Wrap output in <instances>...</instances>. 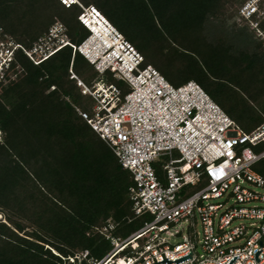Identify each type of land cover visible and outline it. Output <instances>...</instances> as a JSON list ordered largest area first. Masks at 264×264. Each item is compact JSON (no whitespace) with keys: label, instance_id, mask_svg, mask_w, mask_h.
<instances>
[{"label":"trees","instance_id":"obj_1","mask_svg":"<svg viewBox=\"0 0 264 264\" xmlns=\"http://www.w3.org/2000/svg\"><path fill=\"white\" fill-rule=\"evenodd\" d=\"M80 1L101 12L143 55L144 66L174 87L198 83L245 133L264 124V44L245 22L230 24L243 23L236 5L246 0ZM82 12L61 0H0V27L25 49L58 20L72 44L39 65L17 51L13 77L1 84L0 264H63L53 251L100 255L101 244L110 243L96 229L146 223L133 213L132 174L76 111L91 104L70 69L83 81L94 70L73 48L90 37L78 20ZM90 24L113 45L102 25ZM262 145L254 148L258 154ZM258 164L264 177V158Z\"/></svg>","mask_w":264,"mask_h":264},{"label":"built area","instance_id":"obj_2","mask_svg":"<svg viewBox=\"0 0 264 264\" xmlns=\"http://www.w3.org/2000/svg\"><path fill=\"white\" fill-rule=\"evenodd\" d=\"M61 2L67 8L77 2L83 10L78 20L91 28L74 50L99 76L124 84L122 89L101 79L89 86L71 67V80L92 101L88 110L76 111L132 174L134 216L152 220L125 239L112 236L114 223L96 229L112 247L101 259L89 250L53 253L63 264H264V177L253 170L264 158L254 151L264 142V124L245 133L198 83L174 87L144 66L143 55L97 9L80 0ZM238 15L264 41V0H246ZM90 16L105 22L113 44L96 58L82 51L96 36ZM5 38L0 27V89L13 77L17 51L39 65L72 46L63 25L31 50ZM163 158L168 162L161 167Z\"/></svg>","mask_w":264,"mask_h":264},{"label":"rangeland","instance_id":"obj_3","mask_svg":"<svg viewBox=\"0 0 264 264\" xmlns=\"http://www.w3.org/2000/svg\"><path fill=\"white\" fill-rule=\"evenodd\" d=\"M237 6V8L239 7V5H236ZM91 17V16H90ZM92 18V17H91ZM97 21H95V24L96 25H98V26H101L102 24H100V23H98ZM235 23H237V24H240V25H244L245 23L243 22H241V21H238L237 19H233V20H231L230 21V24L231 25H233V24H235ZM90 24V23H89ZM57 25H63L64 26V28L66 29V33H67V35H68V30H67V27L61 22V21H57L52 27H51V29L49 30V32L47 33V34H45L38 42H37V44H35L34 45V47H36V46H38V44H41V43H46V42H49V36H50V33L51 32H54V28L57 26ZM245 26V25H244ZM247 27H248V29H249V32H251V33H254L255 34V36L256 37H258V34L257 33H255V32H252L251 31V29H250V26L249 25H247ZM69 37V36H68ZM98 38V37H97ZM125 38V37H124ZM259 38V37H258ZM126 39V38H125ZM260 39V41H262V43L264 44V41L261 39V38H259ZM6 42H14V43H16L12 38H10L9 36H7V38H5L4 39ZM68 40H70L69 38H68ZM98 40L99 41H101V45H104V46H106V47H108V45L105 43V42H103L101 39H99L98 38ZM33 47V48H34ZM32 48V49H33ZM28 50V49H27ZM31 50V49H30ZM101 79H103L106 83H110L111 82V80H110V76L109 75H106V76H104V77H101V76H99V74L95 71V70H90L89 71V73H88V75H87V78L85 79V83L87 84V85H89V86H91V85H93V83H95V82H98V81H100ZM54 89V88H53ZM52 89V90H53ZM90 102V104H92V101L90 100L89 101ZM238 125V124H237ZM242 130V129H241ZM264 150V145H262L260 148H259V151L261 152V151H263ZM254 151H255V149H254ZM255 153H257L256 151H255ZM258 154V153H257ZM179 158V155L177 154V153H175V159H178ZM168 162V158H163L162 159V162H161V167H163V166H165L166 165V163ZM257 165V164H256ZM255 165V166H256ZM254 166V168H253V170L256 172V173H258L259 171H258V168H263L262 166H261V164H258L256 167ZM158 173L161 175V174H163L164 172H163V170H162V168L160 169V172H159V170H158ZM259 174V173H258ZM261 175V174H260ZM262 176V175H261ZM197 190L198 189H194V190H192V193L193 192H197ZM144 218V217H143ZM0 220H2L3 222H5V220H4V218H3V216L2 215H0ZM144 222H149V221H151L152 220V217H150V216H146L144 219ZM144 224H143V222L141 221H139V222H137V223H135V224H133V225H130V226H123V228H118V229H116L113 233H112V236L114 237V238H121V239H125V238H127L128 236H130L131 234H133V233H135L136 231H138V230H140L142 227H144L143 226ZM123 229V230H122ZM176 241L177 242H181V239H176ZM111 245L110 244H108V243H105L104 245L103 244H101V248H100V250H101V252H100V255H93L94 256V258L95 259H101V258H103L110 250H111Z\"/></svg>","mask_w":264,"mask_h":264},{"label":"bare ground","instance_id":"obj_4","mask_svg":"<svg viewBox=\"0 0 264 264\" xmlns=\"http://www.w3.org/2000/svg\"><path fill=\"white\" fill-rule=\"evenodd\" d=\"M98 22V19L96 18H91L89 17V23ZM109 35V34H108ZM106 46L101 45V41L98 40L97 36H95L91 41H89L83 48L82 51L85 52L86 54L88 53L89 56L92 58H96L97 52L100 53L101 50H103Z\"/></svg>","mask_w":264,"mask_h":264},{"label":"clouds","instance_id":"obj_5","mask_svg":"<svg viewBox=\"0 0 264 264\" xmlns=\"http://www.w3.org/2000/svg\"><path fill=\"white\" fill-rule=\"evenodd\" d=\"M73 5H77V2H75ZM101 13V12H100ZM102 14V13H101ZM103 15V14H102ZM103 18H105V19H107L104 15H103ZM97 19H98V23H100V24H102V26H106L105 25V22H103V20L100 18V17H97ZM108 20V19H107ZM80 21V20H79ZM81 23V22H80ZM97 23V24H98ZM82 24V23H81ZM84 26V25H83ZM85 27V26H84ZM86 28V27H85ZM89 32H90V35H91V31H90V29H88V28H86Z\"/></svg>","mask_w":264,"mask_h":264}]
</instances>
